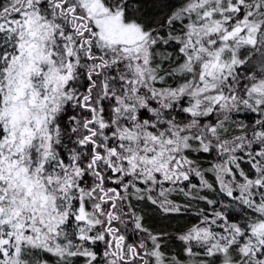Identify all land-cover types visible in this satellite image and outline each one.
Listing matches in <instances>:
<instances>
[{"label":"snow or ice","instance_id":"snow-or-ice-1","mask_svg":"<svg viewBox=\"0 0 264 264\" xmlns=\"http://www.w3.org/2000/svg\"><path fill=\"white\" fill-rule=\"evenodd\" d=\"M0 264H264V0H0Z\"/></svg>","mask_w":264,"mask_h":264}]
</instances>
